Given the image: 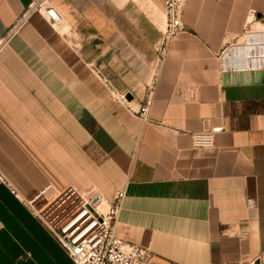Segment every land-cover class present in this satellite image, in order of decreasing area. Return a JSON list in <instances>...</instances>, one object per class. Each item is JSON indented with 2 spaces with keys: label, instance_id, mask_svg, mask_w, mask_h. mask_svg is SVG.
Segmentation results:
<instances>
[{
  "label": "crops",
  "instance_id": "obj_1",
  "mask_svg": "<svg viewBox=\"0 0 264 264\" xmlns=\"http://www.w3.org/2000/svg\"><path fill=\"white\" fill-rule=\"evenodd\" d=\"M34 1L0 0V169L21 196L0 185V264H74L22 200L49 183L125 191L116 233L149 264H253L264 0H188L162 62L164 0H50L64 24L35 11L12 32Z\"/></svg>",
  "mask_w": 264,
  "mask_h": 264
},
{
  "label": "built area",
  "instance_id": "obj_2",
  "mask_svg": "<svg viewBox=\"0 0 264 264\" xmlns=\"http://www.w3.org/2000/svg\"><path fill=\"white\" fill-rule=\"evenodd\" d=\"M188 0H164L165 29L158 48V61L168 54L175 37L184 29V11ZM40 11L55 26L64 24L61 12L50 0H35L28 13L13 27L14 32L27 15ZM264 20V18H263ZM3 41H0V48ZM156 75L152 78L154 82ZM149 101L141 111L146 115ZM213 131L193 134L196 147L212 143ZM0 185L21 197L16 186L0 169ZM125 191L118 190L112 201L101 192L87 193L75 186L57 190L52 183L29 198H22L31 212L46 226L68 253L74 264H149L153 252L116 233V222L122 208ZM264 264V254L259 258Z\"/></svg>",
  "mask_w": 264,
  "mask_h": 264
},
{
  "label": "water",
  "instance_id": "obj_3",
  "mask_svg": "<svg viewBox=\"0 0 264 264\" xmlns=\"http://www.w3.org/2000/svg\"><path fill=\"white\" fill-rule=\"evenodd\" d=\"M125 97L128 99V100H132L133 99V96H132V94L131 93H127L126 95H125ZM259 259L257 258L255 261H254V263L253 264H259Z\"/></svg>",
  "mask_w": 264,
  "mask_h": 264
}]
</instances>
